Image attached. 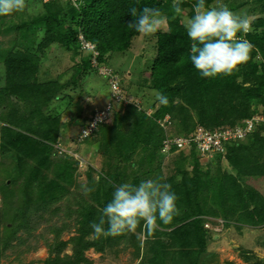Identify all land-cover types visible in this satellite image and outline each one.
<instances>
[{
  "label": "trees",
  "instance_id": "16d2710c",
  "mask_svg": "<svg viewBox=\"0 0 264 264\" xmlns=\"http://www.w3.org/2000/svg\"><path fill=\"white\" fill-rule=\"evenodd\" d=\"M214 1L206 0V5L216 6ZM172 2L76 0L78 7L73 6V0H48L44 3L39 20L46 36L39 48L58 44L77 54L84 53V63L77 68L74 82L89 76L92 71L99 73L102 66L115 70L110 66V58L117 52L132 48L141 34L127 26L133 20L128 12L130 7L138 10L158 8L165 17L166 27L149 37L153 42V56L147 61L148 65L143 66L145 80L134 85L141 92L142 88L149 89L155 101L148 106L142 92L139 98L134 96L132 99L141 103L142 108L139 109L134 103L117 105L110 95L106 103L111 100L110 103L115 104L110 120L98 123L99 127L90 135L83 136L82 131L79 132L78 141H92L100 146L96 155L101 154L104 166L107 165L99 171L91 169V166V171H87L88 182L96 186L94 203L85 197L78 200L70 189L81 185L77 179L82 172L80 159L70 153L58 155L54 164L57 177L54 173L43 175L27 158L45 163L43 156L49 159L52 153L57 155L49 144H55L57 128L48 131L51 134L46 135V140L36 136L41 124L42 129L50 127V120L41 112L49 100L57 97L62 84L55 80L39 84L35 80L33 74L37 72L39 57L31 48L6 56L4 63L10 81L0 89V105L6 102L9 113L2 117L7 124L2 128L1 137L3 149L5 147L10 152L8 156L15 162V169L27 174V182L24 183L22 199L4 200L5 208L0 212V259L12 246L18 232L29 227L33 213L50 204L58 205L56 210H60L58 203L64 200L68 207L73 202L76 213L82 217L79 235L70 241H62L60 251L45 264H81L88 259L86 251L93 249L103 254L110 251L111 245L117 244L119 239L127 242L124 248L133 247L136 258L131 259L133 264L137 259H140L137 264H202L207 248L206 237L211 233L205 227L207 216L223 218L226 227H264V193L253 185V182L264 180V121H259L255 131L245 139L226 145L225 153L212 154L215 159L226 155L232 167L230 172H223L220 168L216 171L210 159L202 161L194 145L183 150L173 148L171 153L162 152L163 140L168 134L190 136L200 127L212 131L234 128L264 109V0H227L225 3L233 12L243 7L250 8L252 3H259L261 9L260 15L251 19V31L246 36L239 34L254 46L249 61L232 76L218 79L202 78L190 61L191 41L184 24L186 18L193 15V5L197 0H183L182 16H174ZM36 28L30 27L32 31ZM107 76L109 82L111 74ZM118 77L123 87L124 79L119 74ZM108 88L111 93L109 83ZM160 94L168 97V105H161L156 99ZM13 95H17V101L11 99ZM30 99L40 107L38 113L33 111L37 108L27 105ZM121 107L125 111L119 115L117 109ZM148 108L153 110L151 115L145 111ZM167 116L170 124L165 128L160 122ZM38 117L41 123L35 124L33 120ZM113 167L114 171H110ZM158 177L171 184L172 189L175 187L174 192L179 198L180 214L170 225L158 220L154 234H145L142 241L134 234L100 239L90 237V224L100 215L97 208H103L111 200L116 186L125 182L138 185L141 180ZM60 179L64 180L63 184ZM8 184L5 181V187ZM69 244H72L73 253L61 255ZM244 258L249 264H264L261 261L250 262L249 259H255L253 255L245 254Z\"/></svg>",
  "mask_w": 264,
  "mask_h": 264
},
{
  "label": "rangeland",
  "instance_id": "374dc122",
  "mask_svg": "<svg viewBox=\"0 0 264 264\" xmlns=\"http://www.w3.org/2000/svg\"><path fill=\"white\" fill-rule=\"evenodd\" d=\"M46 1L48 0H26L28 7L24 12L14 13L10 16H0V89H4L5 85L9 84L10 81L9 77H7V66L4 63L8 54L16 51H25L28 47L31 48L30 50L33 53L38 54V69L33 74V76L35 75V80L39 84H45L48 81L54 80L62 84V88L58 92L57 97H54L51 101L49 100L48 105L41 112L45 118L50 120L48 123L50 127L45 126L42 129L41 125L43 124H41L36 136L46 140L48 138L46 135L51 134L48 131L57 128L58 137L55 144L53 145L49 142L55 148L57 155L52 153L49 159L43 156L42 160L45 163L31 157L27 158L34 162L37 168L42 171L43 175L47 176H49V173H54V164L57 163L58 155L70 153L76 159H80L79 168L82 172L78 169L81 177L78 176L77 179L81 181V184L86 183L94 187L95 191L84 195L81 191V185H74L70 189L74 197H78V200L80 199L81 201L85 197L89 202L94 203L96 186L88 182L89 177L87 176V171L90 172L91 169L99 171V168H106L107 165L104 166L103 156L101 154L99 156L96 155L97 148L100 146L92 143V141H78L79 132L81 133L82 127L94 111L105 105L106 101L109 100L110 91L108 83L110 85V80L108 82L107 75L112 72H118L124 79V83H122L123 87L121 85L123 92H121L128 99L139 98L138 96L143 92L145 95L143 96V100L146 101L148 106L155 101V96L149 89L142 88L141 92L138 87L134 86L136 82L141 83L143 82L142 79L145 80L146 71L143 70V66L144 64L148 65L147 61L153 56V42L149 41L151 35L138 36L130 50L117 52V54H114L110 58V66L116 71L102 66L101 70H98L99 73L92 71L89 76H84L74 82V74L77 68L84 63V53L77 54L58 44H50L42 49L39 48L40 43L44 41L46 36V32L42 29V22L39 20L42 11H44V3ZM226 2L227 0L214 1L216 6L225 4ZM260 9L259 3H252L250 8L243 7L236 10L235 13L247 15L253 19L260 15ZM32 25L37 27L35 31L30 29ZM165 27L166 21L164 20L160 29H164ZM93 61L94 65H96L95 60ZM133 66L135 68L132 71L129 70ZM22 89L24 90L23 87ZM13 96L11 99L17 101V95ZM122 99H125V97H122L120 100ZM136 101L138 100L136 99ZM28 102L27 105L37 108L33 111L38 113L40 107L37 102L34 99H30ZM118 103L121 102L117 100V105ZM7 106L8 104L6 102L0 105V212L4 211L5 199L23 198L24 183L27 182V174L24 171H17V168L15 169V162L8 156L10 152L5 147L3 149V139L1 137L2 128L7 123L5 120H2V117L9 113ZM23 108L28 107L23 106ZM117 110H119V115L125 111L124 107ZM40 121V117L33 120L35 124ZM209 157L201 155L202 161L206 162L208 159L213 161L212 163L214 164L212 167L216 171L218 168L223 172L232 171L226 155L220 159H215L213 155L212 157L209 155ZM110 171H114V167ZM55 175L57 176V174ZM5 181L9 182L6 187L4 185ZM59 182L63 184L64 180L60 179ZM253 183V185L264 193V180H258ZM172 190L174 191L176 188L174 187ZM49 195L55 197L53 193ZM65 201L58 203L61 206L60 210H56V206L58 205L50 204L45 205V207L43 205L37 213H33L30 217L29 227L18 232V236L13 241L12 246L2 254L0 264H45L49 258L55 257L57 252L60 251V243L62 241H70V239L79 235L82 217L76 213V206H72L73 202L68 207V203L66 204ZM97 209L99 211V208ZM222 220L225 222L221 217L207 216L205 224L207 222L214 223ZM1 227L4 229V225ZM209 235L206 237L207 248L202 258V264H236L229 259H242L240 264H249L248 261L244 260L245 254L249 257L252 255L255 257V259H249L250 262L261 261L264 263V227L238 228L235 225L229 227L224 225L222 231L215 233L211 230ZM118 241L117 244L111 245V248H109L110 251H106L103 254L93 249L86 251L85 254L88 259L81 264H89V262L91 264H133L131 259H136L133 247L124 248L127 242H124L122 239ZM71 245L69 244L61 252V255H71L73 253ZM150 247L147 248V251Z\"/></svg>",
  "mask_w": 264,
  "mask_h": 264
},
{
  "label": "clouds",
  "instance_id": "9594fccd",
  "mask_svg": "<svg viewBox=\"0 0 264 264\" xmlns=\"http://www.w3.org/2000/svg\"><path fill=\"white\" fill-rule=\"evenodd\" d=\"M182 2L183 0H173L174 16L183 15ZM73 6L78 7L76 0H73ZM27 7L26 0H0V16L21 13ZM128 12L133 17V20L127 23L128 28L145 36L160 30L165 19L161 11L153 7H144L140 10L130 7ZM184 27L191 41L190 61L202 78L230 77L240 70L241 65L249 61L254 46L239 34L243 33L246 36L251 31V18L233 12L228 5L211 6L206 5V0H197L193 5V15L186 20ZM113 76L117 77L120 87L118 98L113 96L111 84ZM110 87L111 99L114 98L115 102L118 100L125 104L134 103L139 109L142 108L139 101L128 99L122 94L117 73H111ZM122 97L125 99L120 100ZM156 99L164 106L169 103L168 97L164 94L158 95ZM110 102L105 103L102 109L97 108L81 131L97 113L106 110L108 106H110L108 118L102 123L110 120L115 105ZM145 111L150 115L153 112L151 108ZM260 112L257 115L264 116V109H260ZM247 119L250 118L244 119L242 125ZM98 127L97 125L96 129ZM254 131L255 129L246 137ZM232 142L234 141L230 143ZM80 187L84 195L95 191L94 187L86 183L81 184ZM178 199L171 184L163 182L162 177L141 180L138 185L121 183L115 187L111 200L99 209L100 215L97 220L90 224L92 229L90 235L100 239L134 234L142 241L145 234L149 236L154 234L158 228V220L165 225H170L174 221V218L180 214ZM138 229L141 230L138 232Z\"/></svg>",
  "mask_w": 264,
  "mask_h": 264
},
{
  "label": "built area",
  "instance_id": "2783aa9c",
  "mask_svg": "<svg viewBox=\"0 0 264 264\" xmlns=\"http://www.w3.org/2000/svg\"><path fill=\"white\" fill-rule=\"evenodd\" d=\"M87 47L91 45L85 44ZM111 74V73H110ZM113 96L118 98L120 93V87L117 77L113 76L111 79ZM110 106L106 110L100 111L96 114L94 119L88 124V126L82 131L83 136L90 135L95 131L98 123L104 122L109 115ZM259 121H264V116H254L250 119L245 120L244 125L236 127H228L222 130H207L203 127L198 128L190 136H181V135H167L163 140L162 152L171 153L174 149L183 150L191 146H196L197 150L202 156H209L215 152H226V145L231 141L240 140L245 138L250 134L255 128ZM160 124L166 128L170 124V119L167 116L163 119ZM225 222L218 221L215 223L207 222L205 227L208 230H212L215 233H218L223 230Z\"/></svg>",
  "mask_w": 264,
  "mask_h": 264
},
{
  "label": "crops",
  "instance_id": "0c3cea01",
  "mask_svg": "<svg viewBox=\"0 0 264 264\" xmlns=\"http://www.w3.org/2000/svg\"><path fill=\"white\" fill-rule=\"evenodd\" d=\"M143 239H144V237H143ZM139 260H140V259H137V260L135 261V264H137ZM229 260L233 261V262L236 263V264H240V263L242 262V259H241V260H239V259H229ZM234 260H235L236 262H235ZM238 260H239L240 262H239ZM244 260H245V259H244ZM243 263H244V262H243ZM244 264H246V263H244Z\"/></svg>",
  "mask_w": 264,
  "mask_h": 264
},
{
  "label": "bare ground",
  "instance_id": "6f19581e",
  "mask_svg": "<svg viewBox=\"0 0 264 264\" xmlns=\"http://www.w3.org/2000/svg\"><path fill=\"white\" fill-rule=\"evenodd\" d=\"M111 101V100H110Z\"/></svg>",
  "mask_w": 264,
  "mask_h": 264
}]
</instances>
